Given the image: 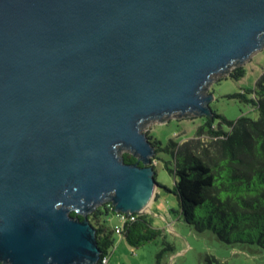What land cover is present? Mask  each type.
Segmentation results:
<instances>
[{
	"label": "water",
	"instance_id": "95a60500",
	"mask_svg": "<svg viewBox=\"0 0 264 264\" xmlns=\"http://www.w3.org/2000/svg\"><path fill=\"white\" fill-rule=\"evenodd\" d=\"M263 46L264 0H0V261L96 264L88 215L156 196L142 128Z\"/></svg>",
	"mask_w": 264,
	"mask_h": 264
},
{
	"label": "trees",
	"instance_id": "16d2710c",
	"mask_svg": "<svg viewBox=\"0 0 264 264\" xmlns=\"http://www.w3.org/2000/svg\"><path fill=\"white\" fill-rule=\"evenodd\" d=\"M246 68H235L230 76L239 78ZM251 105L257 117L242 114L229 120L213 109V116H206L194 137L181 143L170 140L166 145L148 134L156 153L172 156L166 167L175 177L172 188H166L179 204L173 209L181 218L194 223L198 232H215L228 243H253L264 247V71L253 88L227 94ZM229 129H224L223 124ZM160 155L153 157L161 159ZM126 162H137L131 152L122 154ZM140 165L143 163L140 161ZM156 169V165L154 164ZM157 175V171H156ZM159 196V194H157ZM111 201H106L92 211L88 218L96 228L101 256L111 255L115 245V227L109 223L112 214H118ZM121 213V212H120ZM71 214L85 216L72 210ZM134 220L124 223L122 236L131 246H140L158 237L163 248L157 253L155 264H164L168 251L175 246L160 227L154 226L149 213H137ZM0 264H3L0 261ZM205 264H221L214 255H207Z\"/></svg>",
	"mask_w": 264,
	"mask_h": 264
},
{
	"label": "rangeland",
	"instance_id": "374dc122",
	"mask_svg": "<svg viewBox=\"0 0 264 264\" xmlns=\"http://www.w3.org/2000/svg\"><path fill=\"white\" fill-rule=\"evenodd\" d=\"M241 66L246 68L245 75L239 78L230 76L235 68ZM263 71L264 46L211 80L206 88V94L210 92L213 94L210 101L212 109L221 112L229 120H236L242 114L257 117V111L249 103L238 98H230L227 94L239 92L244 88H253ZM205 117L198 113H186L181 117L166 118L161 122L149 121L142 131L157 137L164 145L170 140L181 143L195 136L198 126L204 122ZM223 127L229 129L226 123ZM124 152L126 151L122 154ZM156 155L161 157L154 158L153 161L156 165V178L162 185L172 188L175 177L166 167V161L171 160L172 156L166 152L156 153L154 157ZM178 208L177 198L166 188L158 186L156 196L146 210L151 215L154 226L160 227L175 246L174 253L167 252L164 264H205L207 255L216 256L221 264H264V247L253 243H228L211 230L200 233L194 223L187 222L173 210ZM122 222L116 214L110 216L109 223L112 226L121 225ZM115 236V245L110 249V264H155L157 253L163 248L161 237L135 247L122 235L116 233Z\"/></svg>",
	"mask_w": 264,
	"mask_h": 264
},
{
	"label": "built area",
	"instance_id": "2783aa9c",
	"mask_svg": "<svg viewBox=\"0 0 264 264\" xmlns=\"http://www.w3.org/2000/svg\"><path fill=\"white\" fill-rule=\"evenodd\" d=\"M118 212L119 213L117 215L122 219L123 222L121 225H115L114 227H115V232L122 235V232L124 230V223L128 219L134 220L135 215L133 214V212H121V211H118ZM110 256L111 255H104V256L100 257V259L98 260V262L96 264H110Z\"/></svg>",
	"mask_w": 264,
	"mask_h": 264
},
{
	"label": "crops",
	"instance_id": "0c3cea01",
	"mask_svg": "<svg viewBox=\"0 0 264 264\" xmlns=\"http://www.w3.org/2000/svg\"><path fill=\"white\" fill-rule=\"evenodd\" d=\"M117 215V214H116ZM118 216V215H117ZM119 217V216H118ZM120 218V217H119ZM115 225H119V224H115ZM111 261V260H110ZM111 263V262H110Z\"/></svg>",
	"mask_w": 264,
	"mask_h": 264
}]
</instances>
